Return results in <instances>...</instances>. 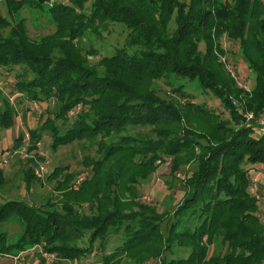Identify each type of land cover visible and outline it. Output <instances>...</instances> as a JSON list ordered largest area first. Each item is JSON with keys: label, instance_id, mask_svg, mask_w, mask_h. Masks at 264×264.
I'll return each instance as SVG.
<instances>
[{"label": "trees", "instance_id": "1", "mask_svg": "<svg viewBox=\"0 0 264 264\" xmlns=\"http://www.w3.org/2000/svg\"><path fill=\"white\" fill-rule=\"evenodd\" d=\"M48 1L0 2V70L15 76L19 103L44 107L40 126L28 128V151L38 156L27 160L24 183L32 189L40 182L35 167L45 159L37 151L46 132L54 151L78 142L95 146L99 156L84 157L91 175L78 184L81 171L57 166L47 176L57 183L45 208L2 195L0 224L17 217L22 229L19 238L5 242L1 225L0 256L41 245L74 263L95 250L103 264L123 254L139 264L151 257L160 264L262 263L264 222L251 170L264 167L257 120L264 112V0H53L49 7ZM24 7L47 9L55 31L31 37L26 18H19ZM113 24L125 27L124 43L91 63L89 55L99 49L88 39L104 41ZM224 35L239 42L254 80L250 91L221 60ZM160 80L172 86L166 97ZM191 82L219 99L230 118L206 101L179 100L175 94L190 97L185 87ZM2 93L0 123L10 127L18 112ZM249 111L254 119L247 118ZM165 157L172 163L169 189L181 167L193 165L174 210L159 213L135 201V186L148 182ZM7 181L0 167V189ZM111 232L118 241L110 247ZM175 247L188 255L169 257Z\"/></svg>", "mask_w": 264, "mask_h": 264}, {"label": "rangeland", "instance_id": "2", "mask_svg": "<svg viewBox=\"0 0 264 264\" xmlns=\"http://www.w3.org/2000/svg\"><path fill=\"white\" fill-rule=\"evenodd\" d=\"M4 0H0L2 3ZM67 1L68 0H64ZM49 2V3H48ZM46 3L49 7L50 4L54 3L50 0ZM32 10L29 7H24L19 11V18H26V23L28 26V33L33 38H38L42 35H46L55 31V26L48 22L45 15H49L46 11ZM110 32V33H109ZM126 29L123 25L113 24L105 31L106 38L104 41L97 39L92 36L88 39V43L93 44L95 48L99 49L97 55H89L91 63H96L104 55L110 54L113 48L117 45H122L125 40ZM90 40V41H89ZM225 54L221 56V60L225 63L227 71L231 73L233 77L237 80L239 86L248 88L246 91H250L254 85V80L252 73L247 66L245 59L240 55V45L239 42L230 39L224 35L220 40ZM87 43V47L90 44ZM86 47V49H87ZM201 48H205L204 44ZM14 75L7 74L0 70V91L2 95L9 98L11 104H14L18 113L14 115L13 124L10 127H4L0 123V167L5 170V175L8 181L0 189V203L4 202V196L9 198H21L25 199L31 204H35L39 208H45L46 202L49 199L52 188L56 185V180H47V176L53 172L57 166L70 165V170H79L82 173L78 176L79 179L76 181L78 184L84 177L91 175V169L84 168L82 161L86 155L99 156L95 146L84 145L82 143L75 142L71 145L61 146L56 151H54L51 146V137L48 132L44 134L42 141L39 143V150L37 151L41 156H44V160L39 161V164L45 165V174L40 178V182L34 185V188L27 189L26 184L23 179V168L26 170L27 160L30 157H36V152L28 151V141L29 134L28 128L39 127L43 120H40L41 113L44 112L43 105L36 102L24 101L18 102L17 93L12 91L14 88L13 82ZM170 85H166L162 80L159 81V93L163 97L167 96V91L171 90ZM184 90V89H183ZM185 90L192 92L190 97H184L183 95H176L179 100L182 101H206L205 104L212 110L217 112L222 118H230V114L226 111L220 104L219 99L215 98L211 94H205L201 92L200 88L194 84L188 83ZM186 91V92H187ZM186 96V95H185ZM45 106V105H44ZM6 108L5 100L0 96V112L4 111ZM79 108L72 111L70 114L71 118L76 115ZM248 113L254 114L252 111ZM25 114L26 117H25ZM255 116V114H254ZM264 117V112L259 116ZM197 123V124H196ZM198 125V120L195 122ZM260 129V128H259ZM150 127L141 128V131L149 132ZM259 134H263L261 129ZM258 134V135H259ZM24 135V144L20 145L18 148L15 147L16 140ZM38 156V155H37ZM171 158L165 157L164 161H156L158 166L157 171L152 175L148 182H144L142 185L136 183V197L135 201L143 202L149 206H153L156 210L161 213L166 209L174 210L177 202L183 193V180L186 174L189 173L190 166L187 164L183 165L179 170L177 177L179 180L175 181L173 187L169 189L166 184V180L171 178ZM29 166V165H28ZM37 166L35 167L36 171ZM255 172L257 174H255ZM251 173L252 176V191L259 195L258 200V215L264 222V167L258 165V169ZM37 176V175H36ZM38 177V176H37ZM62 175L60 176V178ZM39 181V180H38ZM261 181V182H260ZM58 194L57 192L55 193ZM2 195H4L2 197ZM129 195V194H127ZM133 210H138L137 206H133ZM161 217V216H160ZM11 220L6 221L2 225V230L7 231L3 238L6 241H15L21 235V227L19 225V219L17 217L10 218ZM118 241V236L114 232L109 235V241L111 242L110 247L115 244L114 241ZM116 241V242H117ZM111 249V248H109ZM213 250V246L211 247ZM14 255H2L0 256V264H41V257L44 256L45 262L42 264H58V259L56 254L45 253L41 245L34 247H27L26 251H21L14 249L12 250ZM174 253L176 255H174ZM174 253H167L169 257L172 256H187L189 251L178 252L175 247ZM80 259V263H74L70 261H61V264H103L96 259L103 256L100 250H95L94 253L86 255ZM159 257H151L143 264H160ZM114 264H139L136 258L129 256L128 254H123L119 257ZM260 264H264V261Z\"/></svg>", "mask_w": 264, "mask_h": 264}, {"label": "built area", "instance_id": "3", "mask_svg": "<svg viewBox=\"0 0 264 264\" xmlns=\"http://www.w3.org/2000/svg\"><path fill=\"white\" fill-rule=\"evenodd\" d=\"M246 89H248V88H246ZM247 118L250 120V119H254L255 116H254V114H252V113H247ZM257 120H258V122H259V124H260V129H261V131H263V133H264V117H260V118H258ZM35 173H36V175H37L38 177H43L44 174H45V165L40 164V165L36 168Z\"/></svg>", "mask_w": 264, "mask_h": 264}, {"label": "crops", "instance_id": "4", "mask_svg": "<svg viewBox=\"0 0 264 264\" xmlns=\"http://www.w3.org/2000/svg\"><path fill=\"white\" fill-rule=\"evenodd\" d=\"M257 166V168H253L252 170H251V173L254 171L255 172V170H257L258 169V165H256ZM255 174H257L256 172H255ZM261 182V181H260Z\"/></svg>", "mask_w": 264, "mask_h": 264}]
</instances>
